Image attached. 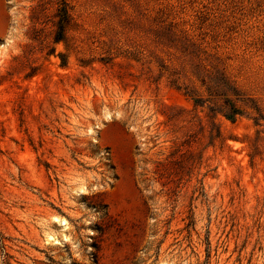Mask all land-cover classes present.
Segmentation results:
<instances>
[{"label":"rangeland","instance_id":"1","mask_svg":"<svg viewBox=\"0 0 264 264\" xmlns=\"http://www.w3.org/2000/svg\"><path fill=\"white\" fill-rule=\"evenodd\" d=\"M253 103L264 0H0V264H264Z\"/></svg>","mask_w":264,"mask_h":264},{"label":"trees","instance_id":"2","mask_svg":"<svg viewBox=\"0 0 264 264\" xmlns=\"http://www.w3.org/2000/svg\"><path fill=\"white\" fill-rule=\"evenodd\" d=\"M70 18L71 15L69 14L68 9L65 8L63 20L67 21ZM190 68L189 72L194 78L195 84L199 82L209 96L207 100L213 102L214 106L211 107V110L214 111L215 114L220 113L231 120H235L243 111L238 102L240 100L245 101V99H242L243 94L240 92L235 81L226 72L225 68L220 67L218 63L207 65L201 61L193 62V65ZM177 87L180 88V86ZM196 92H198V90L188 89L189 95L197 96L196 102L200 103L203 101L202 94H196ZM250 108L264 119V115L260 113V109L256 104H250ZM0 242H2L1 232Z\"/></svg>","mask_w":264,"mask_h":264},{"label":"bare ground","instance_id":"3","mask_svg":"<svg viewBox=\"0 0 264 264\" xmlns=\"http://www.w3.org/2000/svg\"><path fill=\"white\" fill-rule=\"evenodd\" d=\"M108 116H109V115H108ZM81 190H83V188H82V189H80V191H81ZM56 219H58V218H56ZM66 238H68V237H66Z\"/></svg>","mask_w":264,"mask_h":264}]
</instances>
